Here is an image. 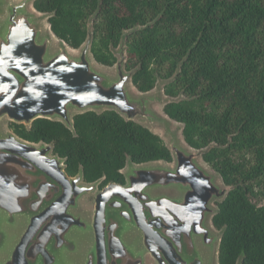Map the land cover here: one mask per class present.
<instances>
[{
    "label": "water",
    "instance_id": "95a60500",
    "mask_svg": "<svg viewBox=\"0 0 264 264\" xmlns=\"http://www.w3.org/2000/svg\"><path fill=\"white\" fill-rule=\"evenodd\" d=\"M35 1L0 0V122L31 128L47 119L74 131V116L89 111H114L147 129L173 121L151 107L176 101L163 98L170 81L160 80L155 94L131 88L137 71L125 68L131 31L115 51L111 75L95 67L91 54L99 10L89 20L86 43L72 54L41 24ZM166 146L172 163L129 161L122 171L126 184L100 190L101 181L87 184L82 172L70 177L53 144L29 143L0 129V264H148V258L219 264L222 232L211 225L229 189L203 164L208 149L185 147L175 134ZM92 194L89 217L80 203Z\"/></svg>",
    "mask_w": 264,
    "mask_h": 264
},
{
    "label": "trees",
    "instance_id": "16d2710c",
    "mask_svg": "<svg viewBox=\"0 0 264 264\" xmlns=\"http://www.w3.org/2000/svg\"><path fill=\"white\" fill-rule=\"evenodd\" d=\"M52 32L79 50L93 21L91 54L112 68L126 37V71L142 94L158 82L176 99L164 113L183 125L185 143L230 188L212 223L222 232L219 264H264V0H36ZM62 122L10 123L20 139L53 144L70 177L126 184L122 171L172 163L160 136L114 111H89Z\"/></svg>",
    "mask_w": 264,
    "mask_h": 264
},
{
    "label": "rangeland",
    "instance_id": "374dc122",
    "mask_svg": "<svg viewBox=\"0 0 264 264\" xmlns=\"http://www.w3.org/2000/svg\"><path fill=\"white\" fill-rule=\"evenodd\" d=\"M13 1L14 3H19L21 0H7V3ZM39 17H42V21L41 24L43 26H45V29L49 30V24H48V17L43 15V14H37ZM5 16H2L0 18V20H4ZM57 40L56 38L54 39V50L57 48L58 44L60 43V41ZM80 50H73L69 48V52H71L72 54H78ZM95 67H97L99 70L104 71L105 73L114 75L115 73V66L112 68H108V67H104L101 66L99 64H97L95 61ZM132 90L135 94H140L138 93V91H136V89L134 87H132ZM162 90H163V98H168L165 96L164 94V86H162ZM156 93V88L155 90H153L150 94H155ZM171 99V98H170ZM171 100H175V99H171ZM164 104H155L152 105V109L157 112L160 116H165L163 109H164ZM166 119V118H165ZM11 121L8 118L3 119L0 122V129L3 130L4 132H13L9 125H10ZM150 131H152L153 133L157 134L158 136L161 137V139L165 142V144L167 145L170 141V136L171 134H175L178 136L179 139H181V141H183V144L185 145V147H188L184 141L183 135H182V131H183V125L179 124L177 122H173L170 121L169 119H166V121L163 124L160 125H152L149 127ZM158 163V162H157ZM159 163H164V162H159ZM211 172H214L211 168H209V166H207L205 163H203ZM215 173V172H214ZM218 184L225 188L226 186L224 185V183L222 182L221 178L218 179ZM228 188V187H227ZM230 190V188H228ZM94 199H95V194L92 195H87L85 196L82 200H81V207H80V212H83L84 214H86L87 216L91 217L93 209H94ZM213 225H211L212 227ZM214 230L215 228L212 227ZM217 231V230H215ZM218 232V231H217ZM148 264H154V262L148 258ZM215 264H218L217 261L215 262Z\"/></svg>",
    "mask_w": 264,
    "mask_h": 264
},
{
    "label": "bare ground",
    "instance_id": "6f19581e",
    "mask_svg": "<svg viewBox=\"0 0 264 264\" xmlns=\"http://www.w3.org/2000/svg\"><path fill=\"white\" fill-rule=\"evenodd\" d=\"M46 30H48V29H46ZM182 143H183V141H182Z\"/></svg>",
    "mask_w": 264,
    "mask_h": 264
},
{
    "label": "flooded vegetation",
    "instance_id": "af4514ba",
    "mask_svg": "<svg viewBox=\"0 0 264 264\" xmlns=\"http://www.w3.org/2000/svg\"><path fill=\"white\" fill-rule=\"evenodd\" d=\"M99 189H100V187H99ZM101 190V189H100Z\"/></svg>",
    "mask_w": 264,
    "mask_h": 264
}]
</instances>
